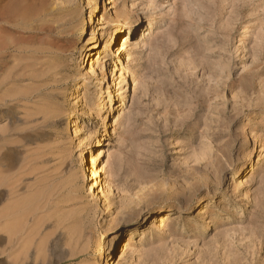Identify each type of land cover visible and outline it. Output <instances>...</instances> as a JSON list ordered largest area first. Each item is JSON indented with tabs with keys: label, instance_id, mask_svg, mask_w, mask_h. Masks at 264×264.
Segmentation results:
<instances>
[{
	"label": "rangeland",
	"instance_id": "rangeland-1",
	"mask_svg": "<svg viewBox=\"0 0 264 264\" xmlns=\"http://www.w3.org/2000/svg\"><path fill=\"white\" fill-rule=\"evenodd\" d=\"M108 1L0 0V264H264V0Z\"/></svg>",
	"mask_w": 264,
	"mask_h": 264
},
{
	"label": "bare ground",
	"instance_id": "bare-ground-1",
	"mask_svg": "<svg viewBox=\"0 0 264 264\" xmlns=\"http://www.w3.org/2000/svg\"><path fill=\"white\" fill-rule=\"evenodd\" d=\"M114 1L115 0H109L108 2V4H112V3H114ZM110 8H114L115 9V7L114 6H111ZM114 22H116L117 23V20L115 19L114 20ZM97 28L98 29H103L101 26H97ZM117 26L115 25L114 27H113V32L111 33V35H110V37H109V39L105 42V45L103 46L104 48H107V47H109V45H110V41L111 40H114L115 39V35H113V34H115L116 32H119L120 30H117ZM129 41V39H125L124 41H123V43L121 44V46H120V48H124L123 50H127V46H126V43ZM94 42H95V40H94V36H92L91 38H89L88 39V41L85 43V48H83V52H84V50H86L87 51V54H88V51H90V50H92L93 48H95V45H93L94 44ZM96 43V42H95ZM103 54V52H101V54H99L98 55V57H97V61H101L102 60V68H101V70H102V72H103V74H104V71H105V69H104V67H106L107 66V64H106V62H107V59H109L108 57H106L107 55H104V56H101ZM102 57H104V59H101ZM131 60V57L129 56V55H127V62H129ZM95 62V61H94ZM93 62V63H94ZM92 63V64H93ZM86 66H87V64L85 65V68H86ZM127 69H129L128 67H126V68H124L123 66H121L120 68H119V70H120V77H121V80L117 83V84H120L121 82H123V79H124V74H125V72L127 71ZM88 74L89 73H95V70H94V68H93V66H91L90 65V67H89V71L87 72ZM79 79H82V77H79ZM79 86V85H78ZM82 88V87H81ZM123 88V86L121 87V86H119V87H117V90H119V89H122ZM115 91V90H114ZM104 93H106V95H107V97H108V99H106L105 97V99H106V101L108 102V103H110V105H111V102H112V98H113V93H112V91L111 90H109V87L103 92V94ZM103 94H100L99 95V99H98V101H100L101 100V98L103 97L102 95ZM116 96H118V94H116ZM80 99H82V97L80 98ZM97 101V102H98ZM103 101V100H102ZM97 108H101V103H97ZM120 118H119V116H118V118H117V120H119ZM97 153H99V151L97 152ZM91 161L92 162H94V160H92L91 159ZM91 170H92V172H91V176H90V179H95L96 180V178L97 177H100L101 176V172H102V169H100L99 171L98 170H96V169H94V166L92 165L91 166ZM248 182H249V180H245L244 182H243V184H247L248 185ZM168 222H169V220H163V219H161V221H158V222H155V223H153V228L155 229V230H158V231H162V230H164V228H166L167 227V225H168ZM128 244H127V246L125 247V249H123V251L124 250H126L127 248H129L130 246H131V244H133V243H136V238H134V237H132V236H130L129 238H128Z\"/></svg>",
	"mask_w": 264,
	"mask_h": 264
}]
</instances>
